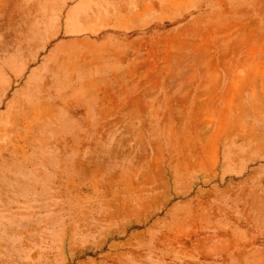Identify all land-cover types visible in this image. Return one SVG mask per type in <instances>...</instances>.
I'll list each match as a JSON object with an SVG mask.
<instances>
[{
  "label": "rangeland",
  "instance_id": "1",
  "mask_svg": "<svg viewBox=\"0 0 264 264\" xmlns=\"http://www.w3.org/2000/svg\"><path fill=\"white\" fill-rule=\"evenodd\" d=\"M121 1L122 68L53 109L0 0V264H264V0Z\"/></svg>",
  "mask_w": 264,
  "mask_h": 264
},
{
  "label": "crops",
  "instance_id": "2",
  "mask_svg": "<svg viewBox=\"0 0 264 264\" xmlns=\"http://www.w3.org/2000/svg\"><path fill=\"white\" fill-rule=\"evenodd\" d=\"M127 15L121 0H16V108L66 106L112 81Z\"/></svg>",
  "mask_w": 264,
  "mask_h": 264
}]
</instances>
